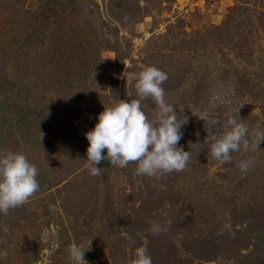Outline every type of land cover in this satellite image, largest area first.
<instances>
[{"label": "rangeland", "instance_id": "374dc122", "mask_svg": "<svg viewBox=\"0 0 264 264\" xmlns=\"http://www.w3.org/2000/svg\"><path fill=\"white\" fill-rule=\"evenodd\" d=\"M145 66L167 73L191 158L155 177L102 161L91 176L85 133L115 97L139 99ZM233 117L264 131V0H0V152L24 153L39 183L0 214V264H70L71 246L87 264H131L140 246L153 264H264V140L223 164L204 142Z\"/></svg>", "mask_w": 264, "mask_h": 264}, {"label": "clouds", "instance_id": "9594fccd", "mask_svg": "<svg viewBox=\"0 0 264 264\" xmlns=\"http://www.w3.org/2000/svg\"><path fill=\"white\" fill-rule=\"evenodd\" d=\"M134 88L139 99L130 102L115 97L110 107L98 115V123L85 133L88 141L86 156L91 176L102 175L97 167L102 161H108L113 168H125L135 164L136 176L155 177L162 174L183 171L191 158L190 151L179 146L182 139V126L188 117H178L173 105L165 100L164 82L168 75L155 66H145L133 75ZM151 98L155 102L154 118L148 119L142 110L141 101ZM208 121L207 113L195 115ZM238 117V116H237ZM229 118L223 126L218 120L209 122L208 135L204 142L209 145L208 156L221 164L232 161V153L248 151L253 145L264 140V131L259 128L250 130L244 120ZM219 129L214 131L215 126ZM107 154L104 155V150ZM237 168L246 173L253 162L241 160ZM38 168L24 153L0 152V214L7 216L10 210L25 204L38 190ZM165 207L170 204L165 203ZM148 230L153 235L166 231L159 223L150 222ZM225 228L231 226L226 224ZM70 264H87L79 246L68 250ZM131 264H153L148 250L136 248Z\"/></svg>", "mask_w": 264, "mask_h": 264}]
</instances>
